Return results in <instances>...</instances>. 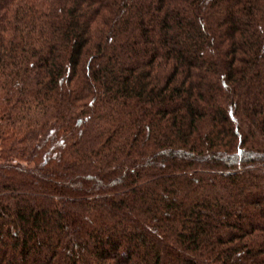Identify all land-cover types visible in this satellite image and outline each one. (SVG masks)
<instances>
[{
  "label": "trees",
  "instance_id": "1",
  "mask_svg": "<svg viewBox=\"0 0 264 264\" xmlns=\"http://www.w3.org/2000/svg\"><path fill=\"white\" fill-rule=\"evenodd\" d=\"M0 264H264V0H0Z\"/></svg>",
  "mask_w": 264,
  "mask_h": 264
},
{
  "label": "rangeland",
  "instance_id": "2",
  "mask_svg": "<svg viewBox=\"0 0 264 264\" xmlns=\"http://www.w3.org/2000/svg\"><path fill=\"white\" fill-rule=\"evenodd\" d=\"M7 228H6V226L5 227H3V229L2 230H0V238L1 237H4V234H5V230H6Z\"/></svg>",
  "mask_w": 264,
  "mask_h": 264
}]
</instances>
